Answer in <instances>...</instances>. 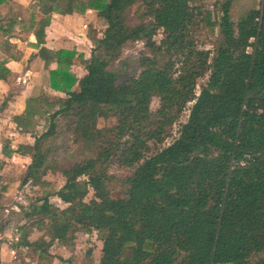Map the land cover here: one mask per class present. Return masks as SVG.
<instances>
[{"label": "trees", "instance_id": "obj_1", "mask_svg": "<svg viewBox=\"0 0 264 264\" xmlns=\"http://www.w3.org/2000/svg\"><path fill=\"white\" fill-rule=\"evenodd\" d=\"M237 1L225 0L218 23L212 21L205 0H49L45 18L28 27L42 46L39 58L51 88L67 98L58 106L43 97L30 99L25 112L14 117L19 129L32 134L39 126L37 117H47L50 124L32 146L21 145L17 151L5 147L7 157L16 152L31 158L23 185L53 187L45 177L59 172L49 165L44 147L56 135L59 117L74 119L76 142L96 145L104 140L97 159L61 170L64 187L32 206L28 216L48 221L44 232L50 242L42 237L31 243L30 228L25 227L21 244L39 251L41 262L54 264L49 254L53 243L70 246L81 232L97 233L103 243L100 264H264V0L235 24L231 10ZM135 5L141 19H151L148 23L128 24L127 13ZM87 10L96 11L106 23L89 60L75 50L45 46L53 13L67 16ZM198 17L211 33L218 28L223 39L211 62V51H200L189 40ZM15 24L12 19L0 21V35L11 34ZM93 29L89 25L88 37L94 40ZM160 30L166 36L163 45L183 59L177 75L156 69V61L146 59L141 77L119 83L111 64L122 48L135 41L152 48ZM0 48L11 54L8 43H0ZM74 66L85 68L81 79L72 73ZM206 76L197 95L198 81ZM154 96L161 100L158 115L163 120L154 121ZM189 102L193 107L179 137L146 156L149 142L160 143L176 118L169 116L181 114ZM110 117L118 127L99 129L98 120ZM126 136L131 138L126 162L138 166L127 179L126 197L113 198L108 175L97 165L111 156L117 147L113 141ZM84 177L95 193L90 201L79 183ZM53 196L67 207L52 204ZM129 249L131 255L125 257Z\"/></svg>", "mask_w": 264, "mask_h": 264}, {"label": "rangeland", "instance_id": "obj_2", "mask_svg": "<svg viewBox=\"0 0 264 264\" xmlns=\"http://www.w3.org/2000/svg\"><path fill=\"white\" fill-rule=\"evenodd\" d=\"M225 0H205V8L212 13V21L219 23L220 17L222 16L221 6ZM259 0H238L231 10L232 20L237 24L242 17L247 15L252 9L257 8ZM37 2V6H38ZM51 5L50 3L47 4ZM36 4H30L29 6L23 8L20 13L23 16H27L30 13H37ZM46 6V4H45ZM44 6V7H45ZM137 6L132 7L127 13V22L129 25L133 26L138 24L140 21H145L148 23L151 19L143 18L141 15L136 13ZM144 10L143 12H145ZM202 17H198L197 24L191 28L189 31V40H192L194 47L200 51H211L210 62L216 56L220 44L223 42L222 36L219 33V29L216 28L214 33H211L206 27L205 23L202 22ZM101 20V19H100ZM103 20L100 23H93V35L95 42L93 44L86 42L84 38L83 31L89 30L87 23L85 21L80 25L77 37L79 42L87 43L88 49H96L97 47V34L102 33L104 28ZM74 37V35H72ZM99 37V36H98ZM93 40V39H92ZM166 40V36L163 30H160L156 36H154V46L147 48L145 42L135 41L129 42L122 48L120 58L116 59L111 64V70L116 72L119 77V83H124L133 78L141 77V74L147 69L148 65L145 62L146 59L150 61H156V69H169L173 74L178 73L181 67L183 59L179 56L176 50H168L167 45H163ZM93 45V47H92ZM85 46V45H83ZM162 47L161 50L159 48ZM86 50L89 53L90 51ZM143 63L145 65H143ZM147 65V66H146ZM177 75V74H175ZM208 81V76L198 81V86L196 88V94H200L202 87ZM3 100H0V104ZM193 107V103L189 102L184 109V111L177 115L173 112L169 118L176 117L171 124H169L165 129V134L161 136L162 141L156 143L155 141L149 142L150 151L146 152V156H151L158 153L162 149L170 146L179 137L180 130L182 126L188 121L190 111ZM151 111L155 115V120H163L158 112L161 110V100L158 96H154L151 102ZM48 121L43 119L42 127H49ZM74 119L59 117L56 121L57 129L56 135L48 140L45 144L44 149L49 152V165L54 167L59 173L49 172L45 177L46 181L53 184V187H49L45 190H41L38 186L33 183L23 187L22 182L25 177L27 166V160L25 159H14L13 161L17 163L18 170L9 174L7 181L14 186L13 194L8 199L4 200L6 206L4 210L0 213V232L3 233V240L14 241L16 239L17 229L22 228L27 225L28 228L35 227L36 230L32 231V239L36 240L42 235H44V228L48 224V221L43 223L39 222V217L37 215L28 216L31 213L32 206L39 203L38 200L44 197L46 194H53L60 189H62L66 183V179L61 175L60 171L63 169H68L80 163L81 161L94 158L97 159L100 153H102L101 144L104 142L100 139L98 144H83L81 142L75 141L74 128L72 123ZM118 127V123L115 118L110 117L109 119L100 118L98 120V128L103 130L113 131L114 128ZM43 130V129H41ZM117 136V132H115ZM109 137L114 138V136ZM131 142V138L128 136L118 139V137L113 141L117 145L112 150L111 156L106 159V161H100L97 167L105 171L108 175L107 189L109 194L113 198H125L128 191L127 179L131 176L135 170V167L128 166L125 159V151ZM15 174V175H14ZM12 177H14L12 179ZM81 184V189H87L86 201H90L94 198V191L87 185L88 178L84 177L79 180ZM20 185V186H19ZM51 203L54 204L59 209H65L67 206L57 197L53 196L51 198ZM19 234H22L19 231ZM75 245L77 246L74 254H71L66 249L55 250L57 253L65 255L64 262L70 261V264H100L102 259V247L103 243L99 240L97 233L85 234L78 232L74 236ZM15 244V243H14ZM17 254L23 257L26 252L18 251ZM58 255V254H57ZM131 255V249L127 250L125 257ZM56 264H58L56 262ZM59 264H65L60 262Z\"/></svg>", "mask_w": 264, "mask_h": 264}, {"label": "crops", "instance_id": "obj_3", "mask_svg": "<svg viewBox=\"0 0 264 264\" xmlns=\"http://www.w3.org/2000/svg\"><path fill=\"white\" fill-rule=\"evenodd\" d=\"M37 2L39 4L38 6ZM48 3L51 4L49 0H7L0 4V21H10V19H12L16 22L15 28L11 34L0 35V43H8L11 49V54L8 56L0 48V100H3L0 104V190L4 189L2 192L0 213L6 206L4 200L11 197L14 191V186L7 181L11 171L16 172L18 170V165L13 160H27L28 165L24 166L26 169L25 177L28 167L31 164V158L29 156L21 155L16 152H13L11 156L7 157L5 155V147L8 151H17L21 145L32 146L35 142V137L49 128L41 126L43 119L49 123L47 117L41 119L37 117L36 119L39 121L37 131L33 134L27 133L17 127L14 123V117L22 115L25 112L27 102L30 99L43 97L58 106L61 101L67 98V95L64 93L55 91L51 88L49 73L45 69L44 62L39 58V51L42 46H39L33 31L28 28L34 22H40L45 18V12L52 5L48 6ZM30 4H36L37 13H30L27 16L21 15L20 11ZM100 19L101 18L98 17L97 12L94 10H87L85 13L77 12L67 16L53 13L51 24L46 30L47 37L45 46L53 51L75 50L79 54L84 55L85 59L89 60L92 50L88 49L87 43L82 44L78 41V27L82 25L83 21H85L88 25L87 27H89V25H93V23H100L102 20ZM103 24H106L104 20ZM104 28L106 29V25H104ZM103 32L97 34L99 36H97L98 40L102 39ZM83 34L84 38H81V41L85 39L86 42L91 44L95 42V39L92 40L88 37L87 29L83 31ZM72 35H74V37H72ZM87 49L90 51L89 53H85ZM12 55H15L18 59L14 60V58H11L10 56ZM3 66L8 69L9 74L5 71ZM56 68V63L51 65V69L55 70ZM72 73L78 79H81L86 74V70L82 66H74L72 68ZM74 90H78V85L75 86ZM13 178L14 177H12V179ZM30 184L29 182L23 185L22 182L24 188ZM25 227H27V225L17 229V236L14 241L3 240V233L0 232L1 264H47L46 262L40 261L41 253L39 251L34 252L32 248L21 244L23 235L19 234V231L23 233ZM36 229L35 227L30 228V237L28 240L31 243L40 240L42 237H44L47 242H50V238L45 236V233L38 239L33 240L32 235L34 232L32 231ZM74 243L75 240H73L70 246L61 244L58 241L53 243L49 250V254L54 264H56V262L58 264L60 262L70 264L68 260L64 262V260H66L65 255L57 253L55 250L64 248L71 254H74L76 248L75 254H77V246ZM18 251L26 252L27 254L20 257L17 254Z\"/></svg>", "mask_w": 264, "mask_h": 264}]
</instances>
